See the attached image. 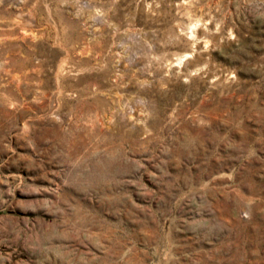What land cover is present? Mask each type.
Listing matches in <instances>:
<instances>
[{
    "label": "rangeland",
    "instance_id": "obj_1",
    "mask_svg": "<svg viewBox=\"0 0 264 264\" xmlns=\"http://www.w3.org/2000/svg\"><path fill=\"white\" fill-rule=\"evenodd\" d=\"M0 264H264V0H0Z\"/></svg>",
    "mask_w": 264,
    "mask_h": 264
},
{
    "label": "bare ground",
    "instance_id": "obj_2",
    "mask_svg": "<svg viewBox=\"0 0 264 264\" xmlns=\"http://www.w3.org/2000/svg\"><path fill=\"white\" fill-rule=\"evenodd\" d=\"M191 29H193V27H191ZM186 57V56H185ZM179 61H181L182 62V58H179Z\"/></svg>",
    "mask_w": 264,
    "mask_h": 264
}]
</instances>
